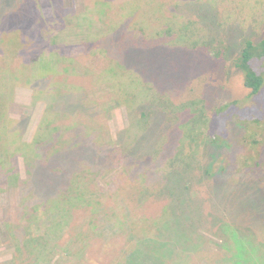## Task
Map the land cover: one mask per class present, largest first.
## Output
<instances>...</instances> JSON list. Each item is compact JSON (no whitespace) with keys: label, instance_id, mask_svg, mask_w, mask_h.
I'll use <instances>...</instances> for the list:
<instances>
[{"label":"rangeland","instance_id":"1","mask_svg":"<svg viewBox=\"0 0 264 264\" xmlns=\"http://www.w3.org/2000/svg\"><path fill=\"white\" fill-rule=\"evenodd\" d=\"M106 1L109 6L104 0H0V28L19 22L21 41L28 42L9 63L30 62L35 76L45 68L54 75L27 85L4 82L13 84L7 113L18 144L37 138L46 109L51 118L45 122L62 129L83 123L78 143L98 141L104 151L94 165L83 162L77 178L85 199L72 206L52 201L66 192L68 173L60 181L63 173L53 169L50 191L28 183L40 180L48 158L59 163L54 153L74 154L56 150L75 134L61 132L55 151H38L28 164L32 173L16 158L24 197L0 192V264H264V81L250 95L232 47L219 59L214 55L221 39L234 46L264 36V0H178L166 8L149 0ZM173 25L179 40L119 50L123 32L155 40L172 35ZM121 54L135 60L121 77H111L108 68ZM43 57L45 67L32 61ZM256 63L264 80V56ZM191 102L204 112L192 125ZM109 156L125 169L120 163L111 171ZM112 176L117 183L110 187ZM118 184L128 190L124 201ZM68 209L75 210L59 214ZM60 216L67 219L61 229ZM70 236L75 249L68 254Z\"/></svg>","mask_w":264,"mask_h":264},{"label":"trees","instance_id":"2","mask_svg":"<svg viewBox=\"0 0 264 264\" xmlns=\"http://www.w3.org/2000/svg\"><path fill=\"white\" fill-rule=\"evenodd\" d=\"M141 1V0H139ZM175 2L177 3V1H173V0H149V2H154L155 4H159V7H168V2ZM99 2V0H98ZM171 2V3H172ZM102 3V5L106 4V6H109V4H107V1L104 0V2H100ZM176 7V6H175ZM174 7V8H175ZM154 10V9H153ZM172 14H176L175 13H171L169 16H171ZM1 19L2 17L0 16V23H1ZM158 16H154L152 17V21H157ZM2 24V23H1ZM0 24V25H1ZM25 24V23H23ZM19 22H16L15 25L11 26V27H4V28H9V29H2L0 28V45L1 44H5L8 46V48H6L5 46H3V49L0 54V141H3V138L1 139L2 135H5V139L6 143L8 145V148L6 147L5 149V153H7V159L4 157L2 158V152L0 153V161L3 160V162L0 164L1 167H6L5 170H2L0 168V175L2 177V180L0 182V192L2 191L3 195H12L14 198L21 199L24 196L22 195V190L25 186V184H22L20 182V177L18 175V171L15 167V160L16 158H22L23 163L26 167L27 171H30L32 173L30 165L31 162L34 161V159L39 158V157H35L37 152L40 150H49V149H54L55 151V143H57V141L59 140V136L61 134V132H65L66 134H75L74 137V141L72 143H66V146H63V148L61 149H57L56 151L60 152L62 150H75L74 154L70 153L68 154L65 158L61 157L62 153H54L52 158L58 159L57 161L59 162L57 165L52 163L51 157L50 159L48 158V160H45L44 163L45 165L42 168L45 169H41L42 173L39 177V181H34L32 182L31 180L29 181V186H31V188L33 189L32 186L36 185L37 188H43L44 190H52L54 189L53 186L56 185L55 182H53L52 177L50 172H54L53 169L57 170L58 172H62L63 174H60V181H62V179H64V177L66 176V173H68V178L66 179V183H68V186L65 188L66 192L61 193L60 195L56 196V194L54 196H52V201H57L65 204L68 206V204L70 206H72L74 203H72V200H74V202H76V200L82 201L85 199V194L84 192L87 190L86 188H83L81 179L79 180V177L77 178V175H79L82 171H83V162L86 160H91V162L93 163L94 161H96V159H98V157H101L102 154L104 153V151L100 148L97 147L101 146L102 143H98V141H94V144H90L88 145V143H78L79 138H80V133L81 130L80 128L82 127L83 123H75L73 126H71L69 129H62L60 126H52V123L49 124L50 122H45V119L47 117L51 118V113L47 112V110L45 109L43 118L41 120V123L38 127V130L36 132V137H34L32 142H27L24 141V143H22L20 141V143L18 144V138L16 137L15 133L13 134L10 131V126L12 125V119L10 117V115H8V106L10 104H12L14 102L13 100V84H9V83H4L5 81H10V80H14L15 83L17 82H22L24 81L25 85L30 84V83H35L39 78L40 79H45L46 81H53V74L50 73H45L47 72V69L45 68V72L41 73V75L39 76H35V73L33 71H30V67L28 66V63L30 62H26L25 64L23 63H16L12 65L14 57L17 56V54L22 50V48L27 47V41L26 42H22L23 39V32L21 30L20 27H22ZM131 25V24H130ZM141 23L138 22L136 23L135 28H141ZM3 26V24L1 25ZM23 28V27H22ZM170 30L172 31L171 34L167 37H163V38H159V39H155V40H148V38H145V36H138L136 35V33L130 32V34L124 35V32L119 36V38L117 39L118 42L117 43L118 47L120 48V52H122V54H124V51L127 50L126 48L131 47L130 45H152V44H156L162 41H168L170 40V38H176V39H181L182 36H178L175 33L176 28L173 26H170ZM140 30H138L139 32ZM116 33V32H115ZM109 36V35H108ZM2 38H6L9 39L7 40V43H3L2 42ZM253 38V37H252ZM251 37H247L245 38L243 41H241L239 44H235L233 46V44H229L228 41L225 39H221L219 40L218 43L215 44L214 46V55L217 57V59L221 58V56L226 53H228V49L229 47H232V49L230 48L229 52L233 53L234 55V65L236 67L237 70H239L241 73H244V86L248 88V92L250 95H254L256 94V92L259 91V89L261 88L262 84H263V75L261 74V72L259 71L260 69L257 66V61L258 59L262 58L264 56V36L259 39V40H254ZM10 39H11V43L10 44ZM22 40V41H21ZM158 40V41H157ZM167 44H170L168 42H165ZM14 47L12 52L10 51L12 48L10 47ZM112 45V43H111ZM116 47V45H115ZM11 52V53H10ZM25 51L23 54H19L22 58L25 55ZM121 54V55H122ZM39 57V56H38ZM128 57H125L124 55H122L121 59L115 61L116 64H113L112 66H110L108 68V73L110 74V76L112 77L115 74H118V76L121 77V72L123 69V67H128V64L133 62L135 60V58L130 59L127 61ZM9 59L12 60V63H9ZM75 58H72V61H74ZM22 59L19 58V61H21ZM36 60H38L44 67L46 65L44 57L42 59H33V62H36ZM43 61V63H42ZM44 67H41L42 69H44ZM113 67V68H112ZM37 71H39V69H36ZM48 74V75H47ZM10 79V80H9ZM25 79V80H24ZM53 84V82H52ZM193 85H189V89H192ZM142 87L147 88L143 83H142ZM185 88H187V86H184ZM183 87V88H184ZM191 94H194V92H190ZM65 94V93H64ZM191 97V96H190ZM145 106H147L146 104H144ZM186 106L189 107V112L191 113L190 117H189V121L192 124L195 123V121L197 122V120H199V116L204 114L200 113L198 110V104L195 103L193 104L192 102L187 104ZM144 107V106H142ZM203 107V105L201 106ZM150 108V107H149ZM144 109L147 108H143V110L141 109L142 114L140 115V117H148V114L145 113ZM131 113H133L131 111ZM11 123V125H10ZM188 125V124H187ZM69 127V126H66ZM45 128V129H43ZM6 131H8V133H6ZM87 131H91V132H95L94 128H91V130H87ZM128 133L131 131V129L128 128ZM73 132V133H71ZM46 133V134H45ZM55 133V134H54ZM45 134V135H44ZM51 134H53L55 136L53 138H49L51 136ZM40 136V141L38 140V137ZM217 136V135H215ZM46 137V138H45ZM49 138V139H48ZM221 138V137H220ZM48 141V142H47ZM213 141H216V139H214ZM83 144V145H81ZM117 144V142H116ZM76 146V147H75ZM103 151V153H102ZM70 152V151H67ZM41 153V152H40ZM126 154H131L132 151H127L123 153V156H125ZM77 154H82L84 156L82 157H75ZM60 155V156H59ZM55 156V157H54ZM127 156V155H126ZM41 157V155H40ZM59 157H61V161L59 160ZM47 158V157H45ZM109 160H111L113 158V156H109L108 157ZM65 159V160H64ZM107 159V157H106ZM118 160V158H113V163L111 165L112 170L111 171H116L118 170L119 164L121 163L123 165V161L120 159L118 162L116 161ZM116 161V162H115ZM94 165V163H93ZM123 168L125 169L124 165ZM45 170V175L43 174V171ZM110 171V172H111ZM117 174V173H115ZM137 175L135 176H131L133 177L134 180H137ZM116 176H112L111 180L109 181V185L110 187L112 185H114V182L116 181L117 183V179H115ZM114 179V180H112ZM32 182V183H31ZM119 183V181H118ZM27 184V185H28ZM134 185V184H133ZM109 187V188H110ZM115 188V187H114ZM117 192L118 195L120 196V199L122 201H124L123 197H125V195L127 194V189H126V185H120L119 184L117 186ZM102 189H104L106 191V188L103 187ZM127 190V191H126ZM9 193V194H7ZM71 193V194H69ZM1 195V194H0ZM10 195V196H11ZM123 196V197H122ZM51 198V197H49ZM46 198V200L44 202H48L50 203V199ZM71 210H75V209H68L65 210L63 212H59L60 215H65L68 216L69 212ZM32 218V216H30ZM63 216H60V218L58 219V225L57 227H60V229L62 228V226H64L65 228V224L67 222V219L65 217L64 220ZM62 225L61 226V224ZM120 229V228H119ZM45 233V231L43 232ZM44 236V234H42ZM41 234L38 235V240L41 242L44 238L42 237ZM70 239L71 236L69 237ZM45 240V239H44ZM74 240L72 239V244L70 245L71 250H67L66 253H70L73 249H75V244ZM140 249V247H139ZM134 254V252H133ZM123 257V256H122ZM121 257V259H122ZM33 261H37V259L35 257H33ZM153 258V257H152ZM120 259V260H121ZM155 259V258H154ZM158 259V258H156ZM160 260V259H158ZM116 261V260H115ZM151 261V260H148ZM244 261V259H243ZM120 262V261H119ZM118 262V263H119ZM155 264L157 263V261H153ZM159 262V261H158ZM117 263V262H115ZM113 263V264H115ZM146 263V262H145ZM235 261L231 264H234ZM29 264H33L32 260L30 261Z\"/></svg>","mask_w":264,"mask_h":264}]
</instances>
